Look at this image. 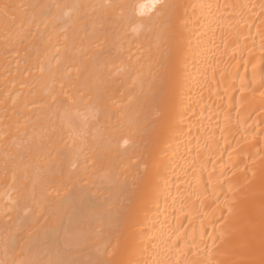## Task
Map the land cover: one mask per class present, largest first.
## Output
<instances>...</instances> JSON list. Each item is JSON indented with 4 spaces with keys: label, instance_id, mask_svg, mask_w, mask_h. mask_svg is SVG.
<instances>
[{
    "label": "bare ground",
    "instance_id": "obj_1",
    "mask_svg": "<svg viewBox=\"0 0 264 264\" xmlns=\"http://www.w3.org/2000/svg\"><path fill=\"white\" fill-rule=\"evenodd\" d=\"M0 264H264V0H0Z\"/></svg>",
    "mask_w": 264,
    "mask_h": 264
}]
</instances>
